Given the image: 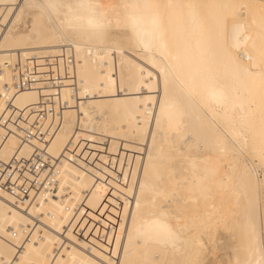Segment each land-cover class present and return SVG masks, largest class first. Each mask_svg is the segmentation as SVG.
<instances>
[{
  "label": "bare ground",
  "instance_id": "obj_1",
  "mask_svg": "<svg viewBox=\"0 0 264 264\" xmlns=\"http://www.w3.org/2000/svg\"><path fill=\"white\" fill-rule=\"evenodd\" d=\"M70 52L59 192L0 193V264H264V0H0V116L54 93L17 62Z\"/></svg>",
  "mask_w": 264,
  "mask_h": 264
},
{
  "label": "built area",
  "instance_id": "obj_2",
  "mask_svg": "<svg viewBox=\"0 0 264 264\" xmlns=\"http://www.w3.org/2000/svg\"><path fill=\"white\" fill-rule=\"evenodd\" d=\"M56 65L52 54H33L17 62L14 91L51 88L54 93L43 95L40 102L26 110H19L8 101L7 111L0 116V132L16 131L21 142L40 143L29 158L5 161L0 157V193H9L27 205L59 192L62 158L50 155L48 146L62 129L65 111L70 108L61 99V91L67 86L72 97L77 98L79 84L75 80L77 59L72 52L63 56V73L54 69Z\"/></svg>",
  "mask_w": 264,
  "mask_h": 264
}]
</instances>
